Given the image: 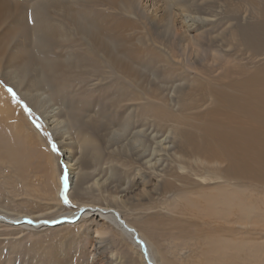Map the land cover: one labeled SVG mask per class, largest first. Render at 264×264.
Returning <instances> with one entry per match:
<instances>
[{"label":"rangeland","instance_id":"obj_1","mask_svg":"<svg viewBox=\"0 0 264 264\" xmlns=\"http://www.w3.org/2000/svg\"><path fill=\"white\" fill-rule=\"evenodd\" d=\"M10 1L11 9L16 6L23 9L37 0ZM178 1L192 10L191 17L199 23L191 33L203 34L200 44L191 43L187 53L183 50L184 40L182 46L172 40L173 11L165 21H157L143 8L144 4L150 10L161 8L163 0H102L96 5L78 0L75 4L85 8L90 3L86 8L103 16V23L114 34L103 38L118 45L127 70L144 75V84L152 89L146 95L155 97V102L146 98L129 100L133 85L125 79L129 96L122 101L120 74L106 78L90 76L73 88L63 86L72 100L67 105L54 99L59 95L56 83L52 89L46 85L43 91L31 92L26 89L28 80L24 75L10 82L2 76L4 61L15 50L14 40L20 36L17 33L0 36V97L11 108L8 114L0 112V156L9 159L12 166H0V212L12 217L28 215L40 223L37 224L40 227H35L0 221V264H144L132 241L99 216L42 225L92 203L118 208L125 218L146 229L154 226L151 230L158 240L172 218L176 219L172 224L179 223L181 217L190 218L191 235L201 234V238L192 239L196 252L211 264H264V178L227 174L229 161L217 151L203 149L192 153L203 154L196 169L190 168L182 154H174L176 149L188 154L186 151L195 144L204 145L221 92L233 99L243 97L242 90L221 78L222 72L236 64L244 71L234 76L242 80L247 71L253 73L264 64V45L257 46L260 41L256 40L264 30V0ZM168 6L176 11L179 8L173 3ZM141 18L149 19V30L155 40L152 44L140 41L147 40L150 34ZM2 29L0 34L5 30ZM182 37L177 35L178 39ZM232 41L247 45L249 53L241 56L238 50L243 45H231ZM218 44L231 54L216 60ZM134 45L142 51L138 53ZM196 46L200 47V57L194 61L191 56ZM254 48L259 55L251 54ZM183 91L191 95L190 105L180 107L178 98ZM34 94L41 96V104L32 100ZM103 104L110 107L111 114L94 127L91 116ZM120 119L124 121L120 123ZM52 120L61 121L59 131L53 129ZM92 127L103 134L110 130V135L124 128L120 142L124 166L113 163L117 170L111 171L105 164L90 170L89 177H72L62 160L64 147H71L73 156L79 159L82 154L79 133ZM114 141L117 142L116 136ZM217 144L218 141L213 146ZM115 147L114 144L112 148ZM54 164L58 174L54 173ZM212 175L213 179H209ZM141 181L145 182V189L154 193L153 197L137 196ZM29 188H38L48 195H34ZM121 198L127 202L123 203ZM106 223L110 224L107 232L99 233Z\"/></svg>","mask_w":264,"mask_h":264},{"label":"bare ground","instance_id":"obj_2","mask_svg":"<svg viewBox=\"0 0 264 264\" xmlns=\"http://www.w3.org/2000/svg\"><path fill=\"white\" fill-rule=\"evenodd\" d=\"M77 1L37 0L32 5H24L23 9L18 6L11 9L10 5L13 3L12 1L0 0V28H3L2 30L5 29L0 36L4 38V36L9 34L15 35L13 33H17L22 39V41L20 38L14 40L17 41L15 42V50L9 52V58L4 61L6 67L2 76L10 82L24 75L28 80L25 84L26 89L31 92L36 91V93L45 90L46 85L49 86V89H52L53 83H56L58 85L57 95H59L54 99L61 104L67 105V101L71 100V97L64 90L63 86L73 88L75 84H81L87 81L90 76L105 75L104 78H106L107 75L113 76L120 74L122 75L120 77L122 101L128 99L129 96V91L126 90V86L124 85L125 80L131 81L133 85L130 91L132 95L129 100H144L146 98L148 101H154L153 99L155 97L152 99L151 96L146 95L152 89L144 84V75L127 70L124 65V55L119 53L118 45L116 43H110L103 38L106 35L114 36L112 28L108 24L103 23V16L90 8H86L90 3L96 5L102 2V0H89L90 3L85 8L75 7ZM163 3L164 6L161 8L150 10L149 7L147 9L145 4L143 8L148 11L150 17H153L157 21H165L170 15L171 10L173 11L175 27L172 40L175 43L178 42L180 46H182L181 42L184 40L185 45L183 46V50L187 53L191 43L200 44L199 42L203 39V34L191 33L195 28L199 27V23L191 17L192 10L186 4L178 0H163ZM169 3H173L176 7L178 6L177 11L174 7L168 6ZM180 12L182 15H179L181 14ZM148 20V18L140 19L146 32L150 33ZM124 25L126 24L124 23ZM179 34L183 36L181 39L177 38ZM234 36H237V34H234ZM146 38L147 40L141 38L140 41L143 44H152L155 42L151 33ZM234 39L236 38L234 37ZM256 40L260 41L257 46L264 45V30L259 32ZM243 44L242 42H231V45L242 46ZM247 44L250 43L247 42ZM134 46L138 53L142 51L140 46ZM203 47L205 48V45ZM199 48V46L193 48L191 58L194 61L200 57ZM249 51V47L243 45L239 48L238 53L242 56L249 53ZM215 53V59L219 60L221 56L230 55L231 51L224 49L222 45L218 44L216 45ZM251 54L259 55L255 48ZM238 57L236 56V59ZM2 67L4 68V66ZM238 67L236 64L229 65L222 72L221 78L229 85L242 90L244 93L243 97L233 99L228 93L221 92L218 97V104L213 109V117L209 121L212 129L208 130L209 138L203 141L204 145L195 144L194 147L186 151L189 155L181 153L178 149H176L174 154H182L190 168L196 169L200 165L198 159L203 154L192 153L201 152L203 149L212 152L217 151L225 154V158L229 161L226 169L227 174L262 179L264 178V64L253 73H249L246 70L247 73L242 80H237L234 76L237 72L244 71L243 68ZM1 90L2 86H0V92ZM156 90L157 88L154 91ZM39 94L32 95V100L37 101L38 105L42 103ZM190 96L185 91L180 92L178 98L179 106L184 107L190 105L188 102L191 99ZM204 103H206V100H204ZM160 104L167 107L163 102H160ZM72 106H75V104H72ZM10 109L6 105L5 100L0 97V112L8 114L7 112ZM109 110L110 107L108 108L106 104L97 108L91 116V124L94 127L98 126L102 118L108 117L111 114ZM53 111L55 112L56 109L54 108ZM58 120L60 119L58 118ZM123 121L120 119V123ZM109 122L115 126L112 121ZM52 124L54 125L53 129L59 131L58 127L61 125V121L52 120ZM117 126H122V124ZM94 127L91 130L79 133L82 152V154L80 153L79 159L73 156L71 147V149L64 147L62 160L72 174V177L76 175H79L80 179L89 177L91 175L90 170H95L105 164L109 165L108 167L111 171L117 170V165L113 163L117 162V164L119 163L124 166V154H122L123 144L120 146L121 139L124 136L122 133L124 128L123 130L121 129L122 131L117 129L115 131L117 134L114 135L111 132L112 135H110V130H105L106 133L104 132L103 134L95 131ZM115 136L117 137V142L114 141ZM70 138L72 137L70 136ZM217 141L218 144L213 146ZM114 144L116 147L112 148ZM8 160L0 156V166L4 167L6 164H9V167H12L10 165L11 162ZM147 161L148 163L151 162L150 160ZM221 161L218 160V162ZM54 168V173L56 174L58 169L55 164ZM205 171L209 173V170ZM208 178L213 179V175ZM141 182L142 188H140L137 196L153 197L154 193L145 189V182ZM29 190L34 195H48V193L41 192L38 188H29ZM37 197L39 198V196ZM121 201L123 203L127 202L123 198H121ZM89 215L99 216L105 221L114 224L119 229L121 235L124 237L127 236L132 241V245L138 248L141 256L140 259L143 260L144 264H211L210 261H207L196 252L192 239L201 238V234L198 232L196 235H191L190 218L181 217L179 223L176 224H172L176 221V219L172 218L168 222L170 226L161 230L163 234L159 240L153 236L151 229H154V226L150 227L151 229H146L135 222L132 223L133 221H129L118 208L96 206L93 203L84 204L78 211L65 213L59 216V219L55 221L49 220V222L54 221L55 223L53 225L76 222L80 218ZM159 216L163 217L162 215ZM76 217L78 218L74 221ZM33 218L23 214L19 217H12L11 215L9 216L0 212V221L13 225L22 224L32 226L29 221L37 225L39 221ZM231 222L233 224L238 223V221ZM160 223H162V220H160ZM218 224L223 227L222 222ZM233 224L230 225V228L232 231H235L236 228L233 227ZM36 225L33 226L36 227ZM42 225L50 226L48 223ZM107 225L106 223L99 233H106L110 224ZM174 230H178V232H174ZM185 240L187 241L185 242ZM186 249H188V252H185ZM186 253L189 255L184 256Z\"/></svg>","mask_w":264,"mask_h":264},{"label":"water","instance_id":"obj_3","mask_svg":"<svg viewBox=\"0 0 264 264\" xmlns=\"http://www.w3.org/2000/svg\"><path fill=\"white\" fill-rule=\"evenodd\" d=\"M78 216H80V215H78ZM78 217H76V218H74V221H76V219H77ZM29 223H31L32 225H36L35 223H33L32 221H29ZM55 222H48V224H50V225H53Z\"/></svg>","mask_w":264,"mask_h":264},{"label":"snow or ice","instance_id":"obj_4","mask_svg":"<svg viewBox=\"0 0 264 264\" xmlns=\"http://www.w3.org/2000/svg\"><path fill=\"white\" fill-rule=\"evenodd\" d=\"M9 91H11V89H9Z\"/></svg>","mask_w":264,"mask_h":264}]
</instances>
